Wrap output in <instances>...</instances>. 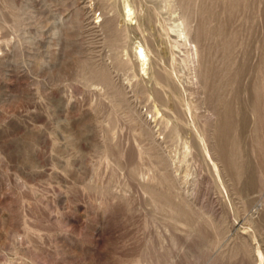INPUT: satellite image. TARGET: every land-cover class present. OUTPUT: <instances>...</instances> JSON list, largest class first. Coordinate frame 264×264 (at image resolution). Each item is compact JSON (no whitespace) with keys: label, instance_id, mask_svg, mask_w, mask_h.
I'll list each match as a JSON object with an SVG mask.
<instances>
[{"label":"rangeland","instance_id":"obj_1","mask_svg":"<svg viewBox=\"0 0 264 264\" xmlns=\"http://www.w3.org/2000/svg\"><path fill=\"white\" fill-rule=\"evenodd\" d=\"M0 264H264V0H0Z\"/></svg>","mask_w":264,"mask_h":264},{"label":"bare ground","instance_id":"obj_2","mask_svg":"<svg viewBox=\"0 0 264 264\" xmlns=\"http://www.w3.org/2000/svg\"><path fill=\"white\" fill-rule=\"evenodd\" d=\"M123 6H124V15L126 16V18L127 17L130 18L131 14H132L131 8L126 3H123ZM185 26L188 28L187 24ZM183 32H184V30H183ZM194 51H195L194 53H196L195 47H194ZM146 56H147V54L145 53L143 47L141 45L140 46L138 45V47L136 48V57H137V60L139 61L140 65H141V69L143 71L145 70V66H146V63H147ZM156 74H158V73H156ZM158 82H157V84H159Z\"/></svg>","mask_w":264,"mask_h":264}]
</instances>
